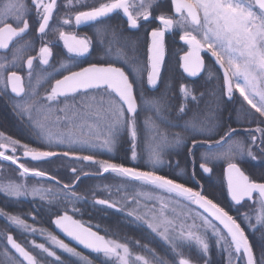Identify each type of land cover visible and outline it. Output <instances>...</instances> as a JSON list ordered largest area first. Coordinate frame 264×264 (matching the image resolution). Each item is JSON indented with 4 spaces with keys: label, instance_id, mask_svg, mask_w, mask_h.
Returning a JSON list of instances; mask_svg holds the SVG:
<instances>
[{
    "label": "snow or ice",
    "instance_id": "1",
    "mask_svg": "<svg viewBox=\"0 0 264 264\" xmlns=\"http://www.w3.org/2000/svg\"><path fill=\"white\" fill-rule=\"evenodd\" d=\"M77 2L87 10L69 9V13L63 16H60L58 0H31L30 6L26 0H8L0 8V50H9L10 46L15 49L10 64L0 62V95L8 97L12 110L46 146L45 150L30 147L0 132V162L10 161L16 166L21 178L20 182L0 184V192L8 197L31 196L44 200L45 193L52 189L30 186L25 183L28 177L35 178L37 184L41 181H54L57 186L61 184L55 175L42 168L29 167L21 160L19 153L30 161L69 157L89 162L96 166V170L91 173L84 171L83 175L103 176L108 173L119 177L133 189H142L126 205L132 209L127 215L133 218V223L139 222L150 234H155L167 244L173 253L181 256L179 264H212L210 251L213 241L225 253V264H264V247H261L257 255L246 232L251 231L254 235L257 231H264V178L257 181L241 167L244 157L253 160L257 158L254 146L264 153V0H171L175 17L165 14L153 16L155 0H139L138 4H131L129 0H101L98 5L91 6L87 5L86 0ZM115 13L123 14L129 30L141 28V21L150 22L155 19L159 22V26L148 33L147 85L151 90L158 88L165 62L166 34L174 28L181 30L179 39L186 46L182 49L183 54L179 55V66L187 77L194 79L206 71L202 53L209 54L223 73L218 101L223 104L235 103L238 93L239 98H242V119L247 123H256L254 129H245L250 142L246 144L234 139L233 133L239 135L235 128H230L220 139H213L212 129L195 120H185L188 98L198 102V97L190 91L189 86L182 84L180 94L184 102L176 118L184 121L182 131L187 135L177 132L169 137L157 131L153 133L155 146L142 150L145 128L140 124L138 99L144 101L143 81L130 79L125 66L108 60L106 54L96 63L75 70L78 58L89 57L95 52L93 40L64 27L79 28L81 25L93 24L97 26V33L103 34L108 31L106 20ZM54 17L59 20L55 30L66 50L68 62L62 64L65 74L54 79L50 92L38 103L27 90L24 76L14 70L24 52L23 47L16 48V43L30 27H35L42 39L47 37ZM52 57V42L42 44L36 55L29 56L26 60L29 80L34 73V60H38L39 65L49 66ZM136 71L139 76L140 69ZM208 75L211 77L212 72L208 71ZM165 96L166 92L151 101L157 114L172 107L165 103ZM61 104L64 107L59 108L60 112H72L64 130L53 134L34 120V111H40L43 107L51 112L53 105L59 107ZM94 104L98 107L92 111ZM245 104L247 108H244ZM149 122L146 121V124ZM164 122L173 126L170 122ZM56 127L60 128L59 122ZM198 145L204 149L199 162L203 174H212L210 165L213 162H226L224 172L231 201L227 210L204 194L202 189L188 186L189 181L199 184L195 159L192 171L186 173L187 181L163 171L165 166L173 171L179 167L170 158H166L173 154L170 149L183 148L189 156L194 157V150H199ZM123 148L127 149L125 157L131 160L133 166L99 159L94 154H77L97 151L114 153ZM0 167L4 165L0 164ZM71 171L77 173L78 169L72 167ZM79 179L80 176L76 175L74 181L63 184V189L70 191L71 198L75 200L80 197L71 190ZM137 197L152 203H144L143 209H140L138 206L141 200ZM94 204L116 211L126 210L109 199H95ZM180 205L188 211L177 212V206ZM246 208L256 210L258 227L252 222V212L244 211ZM73 210L79 211L75 207ZM232 212L235 215L230 214ZM52 215L54 219L51 222L59 232L83 249L102 255L106 258L102 264H169L168 260L156 255L146 245L141 247L147 249L148 255H136L135 260L131 261L127 243L107 238V233L102 235L93 230L90 225L68 214L67 210L63 214L57 210ZM0 216L8 221L9 227L38 234L46 241L37 243L33 240L29 247L26 243L18 242L5 230H0V235L6 239L5 248L10 246L14 250L13 256L8 257V264H65L57 254V249L78 258L80 264H93L88 256L52 231L33 227L18 214L11 215L0 210ZM185 248L194 249L195 255L188 254L184 258ZM4 255L8 256L7 250Z\"/></svg>",
    "mask_w": 264,
    "mask_h": 264
},
{
    "label": "flooded vegetation",
    "instance_id": "2",
    "mask_svg": "<svg viewBox=\"0 0 264 264\" xmlns=\"http://www.w3.org/2000/svg\"><path fill=\"white\" fill-rule=\"evenodd\" d=\"M7 2L8 0H0V8H3ZM26 2L30 6L31 0H26ZM86 2L88 6H91L98 5L101 0H86ZM129 3L138 4L139 0H129ZM58 4L60 5V16H63L65 13H69V9L87 10L85 7H82L77 0H71V3H69V0H58ZM152 13L153 16L165 14L175 17L174 10L171 7V0H155L152 7ZM58 23V18L54 17V20L51 22V28L48 36L43 39L40 37L35 27H30L29 31L22 38H18V43H16V48L23 47L24 52L22 53L21 58L17 60V68L14 70H17L18 74L24 76L27 90L31 95H33L34 99L38 103L44 99L48 92H50L54 79L60 78L62 74H65L62 64L68 62L66 59V50L63 49L62 42H60L58 38V32L55 30ZM141 24L143 25L141 28L129 30L126 24V18L123 14L115 13L112 17L106 20L108 31L103 34L97 33V26L93 24L81 25L79 28L64 26L66 29L76 31L78 35H87L93 40L95 52L89 57L78 58L75 62V70H79V67H86L89 63H96L101 59V57L105 56V54L106 58L111 60L113 55L117 56L123 51H126L127 47H129L132 51L140 49L142 47L144 33H146L149 38V44L150 37L148 33L152 28L159 26V22L155 19H151L150 22L141 21ZM180 32L181 30L179 28H174L172 32L166 34V38L170 37L173 42H178L180 41ZM49 42H52L53 44V57L50 61V65L42 66L38 64V60H34V73L29 80L27 74L28 70L26 67L27 58L29 56L36 55L39 51V47L42 46V44ZM182 45L186 48L183 43ZM14 51L15 49L11 46L9 50H0V62H7L10 64L13 61ZM202 56L204 57V53H202ZM0 87H2V85H0ZM61 107L64 106L62 104L59 105V107L53 105L52 111H55L53 113H49L42 107L40 111L33 112L34 120L39 121L44 125V123L47 124L46 121L50 116V120L53 124H50V127L52 128H50L49 131L54 132L55 134L60 130H64L66 122H63V119L64 117H70L72 112L71 110H68L67 112H60L59 108ZM57 122H59L60 128L56 127ZM44 126L47 129L49 128V125ZM0 132H3L6 136H10L13 139L19 140L21 144L26 143L30 147L45 150L46 146L12 110V105L9 103L8 97L3 95H0ZM19 155L21 156V160L29 167L42 168L49 174L55 175L61 181V184L60 186H57L54 181L51 183L41 181L37 184L35 178L28 177L25 181L28 185H35L37 187L42 186L44 188L50 187L52 191L45 193L46 198L44 200H41L39 197L33 198L31 196L26 198L8 197L0 192V210H3L11 215L18 214L33 227L38 229L43 227L52 231L59 238H61L54 231V227L51 222L52 219H54V216L49 217V212L54 209H59L61 206L63 207L65 203H68L67 205L74 204L73 206L70 205V210L67 211L68 214L73 215L75 219H79L85 224L90 225L93 230L99 231L102 235L107 233V238L116 240L114 236L116 233L115 226L120 225L123 227L126 233L125 238H134L135 242L138 244V252L135 256H147V249H142L141 247V245H146L147 248L152 249L156 255L168 260L169 264H173V262L174 264H179L181 256L173 253L167 244H165L159 237L155 236V234H150L140 225L139 222L133 223V218L127 215V212L132 209L126 207V205L131 201L132 196H134L137 192L142 191L141 188L137 187L133 189L131 185L122 182L119 177H115L108 173L103 176H85L83 175L84 171L91 173L96 170V166L90 164L89 162L76 161L74 158L69 157H52L45 161H30L23 158L22 153H19ZM63 160L67 162L64 163ZM0 164L4 165V167H0V184L21 181L15 165H12L10 161H2ZM72 167H76L78 172L73 173L71 171ZM199 171L201 173L200 176H198L200 178L199 184L195 181H189L188 186L197 190H204L207 187L213 186L215 178L213 176L210 177L208 174H203L200 169ZM76 175H79L80 179L75 182L74 188L71 191L75 189L77 196L80 197L78 200L72 199L71 192L63 189V184L68 183L69 181H74ZM223 182L225 184V176H223ZM137 198L141 200V204L138 206L140 209H143L144 203H152L151 201L145 202L142 197ZM226 198L229 205L231 201L227 194V188ZM95 199H109L112 202L118 203L119 207L125 208L126 210L116 211L114 208H108L103 205H95ZM76 204H81L82 208H78ZM133 206H135L134 202ZM74 207L79 209V211H74ZM64 211L65 210H59V213L62 214ZM251 212L253 214L252 222L258 227L256 218L254 217L257 215L256 210L252 209ZM230 214L235 215L234 212ZM33 217H35V219H33ZM102 229L104 230L102 231ZM0 230H5L7 234L13 235L18 242L26 243L29 247H31L30 242L33 240L37 243H46L44 238L38 234L25 233L14 226L9 227L8 221L2 216H0ZM123 238L117 239L124 241ZM251 239L255 243L262 240L261 236L258 235L252 236ZM5 245L6 239L3 235H0V249L3 251L0 252V261L2 259L8 260V257L13 256L14 254L10 250L9 246L6 249ZM70 246L72 245L70 244ZM6 250L8 252V256L4 255ZM56 251L58 255L62 254L60 250L57 249ZM77 251H80L83 255L88 256V258L93 261V264H102V261L106 259L102 255L87 253L79 249H77ZM184 252L186 253V257L188 254L195 255L194 249L185 248Z\"/></svg>",
    "mask_w": 264,
    "mask_h": 264
},
{
    "label": "trees",
    "instance_id": "3",
    "mask_svg": "<svg viewBox=\"0 0 264 264\" xmlns=\"http://www.w3.org/2000/svg\"><path fill=\"white\" fill-rule=\"evenodd\" d=\"M148 36L146 33L143 35L142 47L136 51H132L127 47L126 51L122 53L126 57L127 63L125 61H119L116 59V56H112L111 61H114L118 64L124 65L126 71L130 74V79H135L138 81H143L144 86V101L141 102L138 99V110L140 111V124L144 126L145 131L143 139L141 142V149L146 150L148 148L154 147L156 140L153 138L154 132H162L169 137L179 132L181 135H187L186 132L182 131L183 120H177L176 115L179 110V107L183 105L184 98L180 94L181 85L189 86L190 91L198 97V102L192 101L191 97L188 98V103L186 105L188 112L184 117L185 120H195L207 128L212 129L211 136L213 139H220L221 136L225 135L230 128L237 129L236 133H233V138L240 140L244 143H249L250 138L248 132L245 129H254L256 123H247L242 119V98H239V94L236 93V102L223 104L218 101V93L220 86L222 84V70H219V66L215 64L214 59L209 55L204 53V60L206 64V71L202 72L199 77L190 79L187 77L181 70L179 66V55H182V49H184L180 41L173 42L170 37L166 38V52H165V62L161 70V79L158 84L157 90H151L147 85V74H148V60H147V46H148ZM127 52V53H126ZM137 69H140L139 76H137ZM208 71L212 72V76L209 77ZM219 77V79H218ZM167 90V91H166ZM166 92L165 103L170 104L172 107L169 108L166 112L157 114L156 109L151 106V101L161 97L162 94ZM139 97V92L137 91ZM244 108H247V105H244ZM146 121H150L146 124ZM164 121L170 122L168 123ZM179 125V127L174 126ZM189 143V147H190ZM199 149L194 150L195 156H189L187 151L183 148L176 150L170 149L169 151L173 154L170 158L174 164H178L179 167L175 170L168 169L167 166L164 167L163 171L168 175H176L182 177L185 181L188 180L186 173H190L193 168V160L196 161V172L200 176V171L198 169L201 153L203 152V147L200 145L197 146ZM127 149H118L114 153L108 154H95L99 159H110L112 162L123 163L126 166H133L130 159L125 157V151ZM254 155L257 157L253 160L250 157H244L241 161L242 169L249 174L253 179L257 181L264 178V153H261L258 147H253ZM179 154H175L176 152ZM80 155L92 154V153H77ZM63 162H67L63 160ZM142 166V165H141ZM226 162L223 160L213 162L210 167L213 171L210 174V177L215 178V183L213 186L205 188L204 194L209 198L213 199L214 202H218L221 206H224L227 210L228 200L226 198V187L223 182L224 170L226 168ZM75 191V189L73 190ZM65 203L63 207L59 209H54L49 212V217L53 216L52 213L59 210H70V205ZM78 208H82L81 204H76ZM244 211H252V209H244ZM49 221V219H48ZM243 226V225H242ZM99 227V226H97ZM104 229H102L103 231ZM115 238L120 243H127L129 251L131 253V261H134L135 254L138 252V244L135 242L134 238H125L126 233L125 229L120 225L115 226ZM249 235L250 242L253 245L254 252L259 255L261 247H264V242L259 241L255 243L252 241V236L258 235L261 238H264V231H258L254 235L251 231L246 230ZM124 237V238H123ZM117 238H123L124 241ZM0 252H3L0 249ZM62 260L65 261V264H80L75 257H71L66 253H62ZM134 256V257H133ZM133 258V259H132ZM184 258H187L186 256ZM210 259L212 264H225L226 256L220 248H218L214 241L211 246ZM0 264H8V260L2 259Z\"/></svg>",
    "mask_w": 264,
    "mask_h": 264
},
{
    "label": "rangeland",
    "instance_id": "4",
    "mask_svg": "<svg viewBox=\"0 0 264 264\" xmlns=\"http://www.w3.org/2000/svg\"><path fill=\"white\" fill-rule=\"evenodd\" d=\"M180 34H182L181 32H180ZM127 53V52H126ZM207 54V53H206ZM116 59L117 60H119V61H125L124 63H127V61H126V57H125V55L123 54V53H120V54H118L117 56H116ZM98 107V105H93V107H92V111H95L96 110V108ZM49 112V111H48ZM53 112H55V111H51V112H49V113H53ZM55 117V116H54ZM70 117H71V115H70ZM52 118V117H51ZM67 118L68 117H64V119H63V122H67ZM46 119H47V117H46ZM65 119H66V121H65ZM47 122V124H45L44 123V125H49V128H48V130L50 129V128H52V127H50V124H53L52 123V121L50 120V116L48 117V120L46 121ZM51 132V131H50ZM51 133H53L54 134V132H51ZM83 153H88V152H83ZM93 154V153H92ZM95 154H108L107 152H102V151H97V152H95ZM188 211V209H186V208H184L182 205H180V206H177V212H179V213H186ZM169 216H170V218H171V216H172V213L170 212L169 213ZM255 218H256V215L254 216ZM76 260H78L77 258H76ZM79 261V260H78ZM243 262H241V264H242Z\"/></svg>",
    "mask_w": 264,
    "mask_h": 264
},
{
    "label": "water",
    "instance_id": "5",
    "mask_svg": "<svg viewBox=\"0 0 264 264\" xmlns=\"http://www.w3.org/2000/svg\"><path fill=\"white\" fill-rule=\"evenodd\" d=\"M181 43H183V42L181 41ZM181 70H182V72H183V69H182V68H181ZM183 73H184V72H183ZM184 74H185V73H184ZM185 75H186V74H185ZM186 76H187V75H186ZM224 176H225V172H224ZM225 184H226V188H227L226 177H225ZM62 214H63V213H62ZM52 225H53V227H54V231H55V232H56L61 238H63L66 242H68L69 244H71L73 247H75V248H77V249H79V250L85 251V252H87V253L95 254V253L90 252L89 250L83 249L81 246L75 244L74 241H70L66 236L63 235V233L59 232V230L55 228V226H54L53 223H52ZM9 248H10V246H9ZM10 250L14 253V250H12V249H10Z\"/></svg>",
    "mask_w": 264,
    "mask_h": 264
}]
</instances>
